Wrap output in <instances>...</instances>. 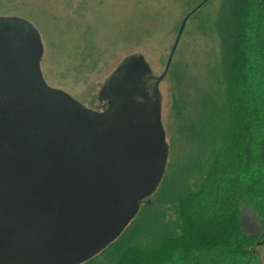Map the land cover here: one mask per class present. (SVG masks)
<instances>
[{
  "label": "rangeland",
  "instance_id": "374dc122",
  "mask_svg": "<svg viewBox=\"0 0 264 264\" xmlns=\"http://www.w3.org/2000/svg\"><path fill=\"white\" fill-rule=\"evenodd\" d=\"M219 2L0 0V33L7 41L6 50L22 54L36 42L40 46L36 58L40 76L34 93L46 96L49 91L47 99L53 98L54 110L65 108L59 128L66 127L68 112L80 124L90 123L75 131L78 153L88 156L96 152V145L101 143L92 139L98 135H102L101 141H108L107 134L125 132L128 140L134 141L130 149L126 145L122 151L111 144L98 148L106 154L105 170L113 172L109 180L116 185L115 195L125 200L114 213L136 208L138 200L152 189L162 170L166 145L168 173L177 159H184L195 147L192 139L200 133L197 128L203 123V118L195 114L204 115L218 99L219 54L212 21ZM198 3L182 26L165 74L154 87L181 19ZM125 64L131 66L127 69ZM21 91L25 96L24 86L17 84L16 92ZM151 118L159 120L162 136L154 140L149 136L145 143L143 135L141 144L140 139L133 140L143 120L152 129ZM143 126L142 134H150ZM242 215L245 229L257 231L253 211L244 206ZM70 247L65 244V248ZM256 250L255 264H264V239ZM35 262L50 264L51 260L45 255L41 262Z\"/></svg>",
  "mask_w": 264,
  "mask_h": 264
},
{
  "label": "trees",
  "instance_id": "16d2710c",
  "mask_svg": "<svg viewBox=\"0 0 264 264\" xmlns=\"http://www.w3.org/2000/svg\"><path fill=\"white\" fill-rule=\"evenodd\" d=\"M212 23L218 99L195 114L203 118L195 147L168 173L166 145L161 173L127 223L75 264H255L264 239V0H220ZM244 206L257 231L245 229Z\"/></svg>",
  "mask_w": 264,
  "mask_h": 264
},
{
  "label": "water",
  "instance_id": "95a60500",
  "mask_svg": "<svg viewBox=\"0 0 264 264\" xmlns=\"http://www.w3.org/2000/svg\"><path fill=\"white\" fill-rule=\"evenodd\" d=\"M200 3L181 19L154 87L166 72L187 16ZM0 42L3 43H0L1 60H15L13 63L17 67L13 70L17 69L16 75L21 76V69L26 75L16 84L5 86L12 88L13 96L0 97V137L5 139L0 142V264H36L35 261L41 262L45 255L50 258V264H68V261L75 264L113 239L135 210L113 212L119 210L125 200L115 195L113 186L116 185L109 180L113 172L105 170L103 158L106 160V154L98 150L111 144L113 149L122 151L126 145L130 149L134 141L128 140L125 132L114 136L107 134L108 141H101L102 135H98L92 139L101 143L95 144L96 152L88 156L79 154L75 147V131L77 127L90 126V123L83 121L80 124L75 115L68 112L66 127L59 128L65 108L56 107L58 112L54 110L53 98L47 99L49 91L46 96L40 93L41 97L34 93V84L40 76L36 62L39 44L34 43L29 52L22 54L17 48L18 55L6 51L7 41L2 33ZM10 47L14 50V45ZM32 50L37 54L30 57ZM28 67H32L29 72ZM17 84L24 86L25 96L23 90L16 92ZM151 110L154 114L155 106ZM151 120L152 129L143 120L144 126L143 123L138 125L140 131L134 134L133 140L140 139L141 144L143 135L146 136L145 143L149 136L152 140L162 136L159 120ZM142 126L150 134H142ZM75 187L77 190H73ZM67 243L70 248H65Z\"/></svg>",
  "mask_w": 264,
  "mask_h": 264
},
{
  "label": "flooded vegetation",
  "instance_id": "af4514ba",
  "mask_svg": "<svg viewBox=\"0 0 264 264\" xmlns=\"http://www.w3.org/2000/svg\"><path fill=\"white\" fill-rule=\"evenodd\" d=\"M7 51V50H6ZM8 52H10V51H8ZM37 54V52L35 51V50H32L31 52H30V57H32L33 55H36ZM28 55V54H27ZM29 60V59H28ZM15 60H12V59H10V58H8V61H7V59H3V61L1 60V55H0V97H10V96H13V95H11V93H12V88L11 87H9V88H11V90L10 91H7L6 90V85H12V81L13 80H20V79H22V74H21V76L20 77H18L17 75H15V73H14V67H15V65H16V63L15 64H13V62H14ZM3 62V64H1ZM17 62V61H16ZM127 67V69H128V67H130L131 65L130 64H125ZM24 71H23V69H21V73H23ZM17 73V72H16ZM122 82V81H121ZM120 82V83H121ZM121 85H123V83H121ZM4 86V87H3ZM2 113H3V111H2ZM4 115V117L5 116H7V113L6 114H3ZM6 124H8V122L6 123ZM1 127V126H0ZM3 128V127H2ZM1 129V128H0ZM7 134V133H6ZM3 140H5L4 138H2V137H0V142H2ZM0 147H1V143H0ZM67 148H68V150L70 149V147L69 146H66ZM1 149V148H0ZM35 149L39 152V148L36 146L35 147ZM0 160H1V158H0Z\"/></svg>",
  "mask_w": 264,
  "mask_h": 264
}]
</instances>
